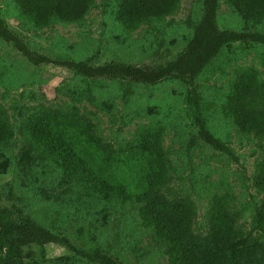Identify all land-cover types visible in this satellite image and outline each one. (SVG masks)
Listing matches in <instances>:
<instances>
[{
  "label": "rangeland",
  "instance_id": "374dc122",
  "mask_svg": "<svg viewBox=\"0 0 264 264\" xmlns=\"http://www.w3.org/2000/svg\"><path fill=\"white\" fill-rule=\"evenodd\" d=\"M118 0H94L78 23H54L36 29L20 18L13 0H0V18L37 53L51 59L88 61L95 65L123 61L146 66L170 60L191 38L202 12L201 0H180L177 11L127 32L115 21ZM220 29L264 32L243 21L225 0L220 1ZM255 71L264 80V47L234 43L198 76V93L209 130L232 149L229 156L196 141L185 88L177 81L156 85L126 84L109 79L85 80L53 66L35 67L0 40V105L6 110L12 139L0 147V203L15 204L38 224L64 236L74 246L100 248L121 264H170L164 247L145 228L136 207L89 197L81 185L65 177L30 142L25 124L39 108H77L89 117L105 142L114 147L131 140L144 126L164 128L163 146L171 163L168 198L186 197L196 210L194 232L207 231V214L216 201L236 213L237 228L251 237L255 207L264 191L253 181L261 160L257 139L241 134L223 116L221 106L238 72ZM14 195L12 200L11 195ZM26 264H89L55 245L24 249Z\"/></svg>",
  "mask_w": 264,
  "mask_h": 264
},
{
  "label": "trees",
  "instance_id": "16d2710c",
  "mask_svg": "<svg viewBox=\"0 0 264 264\" xmlns=\"http://www.w3.org/2000/svg\"><path fill=\"white\" fill-rule=\"evenodd\" d=\"M180 0H118L115 21L124 31L174 14ZM202 12L183 50L170 60L137 66L123 61L95 65L88 61L51 59L37 53L0 18V40L12 46L35 67L53 66L85 80L109 79L126 84L153 86L163 80L179 82L186 90L196 141L219 151L235 162L232 149L207 127L197 78L222 49L234 43L264 47V32L220 29L217 16L221 0H201ZM243 21L258 25L264 21V0H225ZM17 12L36 29L51 24L78 23L94 0H13ZM239 133L257 139L261 160L253 176L254 185L264 191V80L255 71L238 72L221 106ZM25 132L34 148L61 173L79 183L86 194L102 202L116 201L136 207L142 225L164 247L170 264H264V201L255 207L251 237L237 228L238 216L216 201L207 214V231L194 232L196 210L186 197L168 198L164 189L171 179V163L163 146L164 128L144 126L126 143L114 147L105 142L94 122L75 108H39L27 118ZM13 136L6 110L0 105V147ZM11 200L14 197L10 196ZM55 245L89 264H121L103 249L72 245L68 239L35 222L15 204L0 203V264H26L24 249Z\"/></svg>",
  "mask_w": 264,
  "mask_h": 264
}]
</instances>
